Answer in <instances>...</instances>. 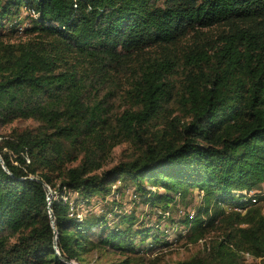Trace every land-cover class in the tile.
<instances>
[{
    "label": "trees",
    "instance_id": "16d2710c",
    "mask_svg": "<svg viewBox=\"0 0 264 264\" xmlns=\"http://www.w3.org/2000/svg\"><path fill=\"white\" fill-rule=\"evenodd\" d=\"M19 118L38 124L0 139V264L97 249L143 264L168 226L135 227L115 198L114 227L78 215L130 182L160 217L204 192L174 220L203 250L173 264L264 261V193L250 195L264 183V0H0V124ZM123 142L134 151L105 168Z\"/></svg>",
    "mask_w": 264,
    "mask_h": 264
},
{
    "label": "rangeland",
    "instance_id": "374dc122",
    "mask_svg": "<svg viewBox=\"0 0 264 264\" xmlns=\"http://www.w3.org/2000/svg\"><path fill=\"white\" fill-rule=\"evenodd\" d=\"M22 12L23 16L27 14L24 9ZM28 21L29 20L26 19V22H24V24H26ZM17 36L18 34L13 36V39H17ZM22 36L24 37L26 35ZM37 124L38 121L31 118H19L6 124H0V139L2 138V136L8 134L13 128L34 127ZM133 151L134 147L129 142H123L115 146L112 151L111 157L109 158L108 162L104 165V167H111L112 165L119 162L121 159L127 157V154L129 156ZM146 183L149 185L150 188L154 190L158 189L157 186L152 185L151 180L146 181ZM119 184L120 183L117 182L115 185ZM48 187L52 192V187ZM254 190H256L257 192L262 191L264 193V183L261 189L257 188ZM161 191H163V189H161ZM134 193L138 194V199L134 198ZM78 196L80 198V195L77 192H71V201L75 202ZM142 197L143 196L140 193L136 192V188L133 183L130 182L125 188H123L121 193L112 194L106 199L100 198L98 200L97 198H92L91 201L81 199L80 203L78 204V210L79 213H81L82 217H93L96 215H100L103 212H107V217L110 219L108 223L114 227L119 220V217H117L113 212H111V207L115 208V210H118V208H116V203L114 204L113 202V199L115 198L117 203H120V205L122 206L121 211H124L126 213L134 212L137 215L138 218L135 222V227H147L151 225H157L159 221L161 230L164 228L166 229V226H168L170 233L166 235L165 241L168 240L172 243L170 245L164 246L161 245L163 242H156L155 245H157L158 248H155L153 252L147 250L148 258L146 261L143 262V264H173L177 260L187 259L193 257L194 255H198V253L203 250L205 244V241L203 240L194 242L189 241L186 237L178 239L180 234L177 233L180 229V226L177 227L175 221H178L179 218L185 214V211H195L197 205L201 201H204L205 203L204 192H200L195 189L193 193L186 197L184 201L178 199V202L171 203V209L169 212L166 213V216L164 217H160V208L156 206H151L149 202L144 201ZM73 205L75 204L73 203ZM181 208L184 209L183 212H180ZM177 228L179 229L177 230ZM211 236H215V234L211 233ZM141 238V234L137 235V245L138 247H142V250L146 251V248L148 249V247L151 246V243H153V238L152 236H148L147 238H145V240H140ZM209 238L210 237L208 235L207 239L209 240ZM123 258L124 255L119 251L97 249L93 250L88 254H85L80 261L76 259L74 261L79 264H117ZM242 260L246 263L249 262L247 258H242ZM254 261H259L261 262L260 264H264V261H262L261 258L255 259Z\"/></svg>",
    "mask_w": 264,
    "mask_h": 264
},
{
    "label": "built area",
    "instance_id": "2783aa9c",
    "mask_svg": "<svg viewBox=\"0 0 264 264\" xmlns=\"http://www.w3.org/2000/svg\"><path fill=\"white\" fill-rule=\"evenodd\" d=\"M24 10H25L26 13H30L31 15H35V16L37 15V12L33 8L30 9L28 7H24ZM23 27H24V25H20L18 27L20 29V32L23 30ZM256 193H257L256 190H251L250 191V195L252 196V200H254V201L256 200V197H257ZM133 196H134L135 199H138V197H139L137 193H134ZM183 211H184V209L181 208L180 212H183ZM194 213H195V211H190V216H193ZM78 215H79L80 218H83L81 216V213H78ZM245 257L247 258V260H250V261L258 259L257 257L253 256L250 252H245ZM76 264H79V263L76 262Z\"/></svg>",
    "mask_w": 264,
    "mask_h": 264
},
{
    "label": "water",
    "instance_id": "95a60500",
    "mask_svg": "<svg viewBox=\"0 0 264 264\" xmlns=\"http://www.w3.org/2000/svg\"><path fill=\"white\" fill-rule=\"evenodd\" d=\"M1 156V155H0ZM2 161H3V159H2ZM3 166H4V168H6L7 170H8V168H7V165L5 164V162L3 161ZM30 178H36V179H39L38 177H36V176H30ZM50 216L53 218V213L51 212L50 213ZM52 221H53V224H55V219H52ZM55 248L57 249V233H56V236H55ZM57 252L59 253V250L57 249ZM71 264H76V261H74V260H68Z\"/></svg>",
    "mask_w": 264,
    "mask_h": 264
}]
</instances>
